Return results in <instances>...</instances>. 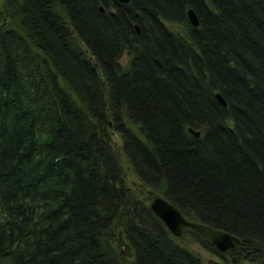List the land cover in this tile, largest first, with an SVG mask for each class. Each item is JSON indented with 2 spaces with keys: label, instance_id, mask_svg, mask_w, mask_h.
Listing matches in <instances>:
<instances>
[{
  "label": "trees",
  "instance_id": "1",
  "mask_svg": "<svg viewBox=\"0 0 264 264\" xmlns=\"http://www.w3.org/2000/svg\"><path fill=\"white\" fill-rule=\"evenodd\" d=\"M154 193L264 264V0H1L0 264L231 262Z\"/></svg>",
  "mask_w": 264,
  "mask_h": 264
},
{
  "label": "water",
  "instance_id": "2",
  "mask_svg": "<svg viewBox=\"0 0 264 264\" xmlns=\"http://www.w3.org/2000/svg\"><path fill=\"white\" fill-rule=\"evenodd\" d=\"M118 1L126 3L129 0ZM188 17L190 23L194 27L199 26L198 16L193 9L188 10ZM217 97L223 105H226V101L220 93H217ZM189 131L195 136H200V131H196L192 128H189ZM150 208L175 236H182L184 228L190 227L211 240L221 252H227L234 249L236 246L238 239L234 235L224 230L212 228L206 224L188 220L174 204L160 195L153 197L150 203Z\"/></svg>",
  "mask_w": 264,
  "mask_h": 264
},
{
  "label": "rangeland",
  "instance_id": "3",
  "mask_svg": "<svg viewBox=\"0 0 264 264\" xmlns=\"http://www.w3.org/2000/svg\"><path fill=\"white\" fill-rule=\"evenodd\" d=\"M1 1V0H0ZM116 140H118V136H114ZM129 175V181L130 184L135 187V188H140V184L138 183L137 179L135 178V176L131 175V173H128ZM158 195V193H154L152 195V197H150L149 195H145L146 199L148 200L149 203H151V200L153 199L154 196ZM186 228V227H185ZM184 228V229H185ZM184 233V232H183ZM184 243L187 244L189 247L194 248L196 252H198L205 260H209V259H215V255L212 254L209 250H207L205 247H203L202 245H200L198 242H196L193 237H191L190 234L186 235V238L184 240ZM237 249H231L226 253V255L228 256L229 260L231 261L229 264H250L247 261H244L242 257L237 256L236 253ZM125 253V252H123Z\"/></svg>",
  "mask_w": 264,
  "mask_h": 264
}]
</instances>
